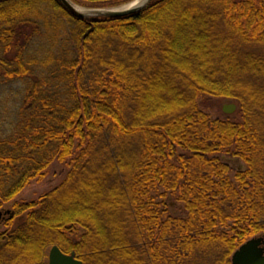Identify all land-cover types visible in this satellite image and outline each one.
Instances as JSON below:
<instances>
[{
    "label": "trees",
    "instance_id": "trees-1",
    "mask_svg": "<svg viewBox=\"0 0 264 264\" xmlns=\"http://www.w3.org/2000/svg\"><path fill=\"white\" fill-rule=\"evenodd\" d=\"M204 97L234 99L235 116L211 117ZM222 153L245 168L230 176ZM54 160L61 182L13 201ZM10 201L0 264H47L53 244L83 264H230L264 235V0H153L114 18L0 0V209Z\"/></svg>",
    "mask_w": 264,
    "mask_h": 264
},
{
    "label": "water",
    "instance_id": "water-1",
    "mask_svg": "<svg viewBox=\"0 0 264 264\" xmlns=\"http://www.w3.org/2000/svg\"><path fill=\"white\" fill-rule=\"evenodd\" d=\"M57 1L76 18H114L138 12L153 0H129L109 7L81 6L72 0ZM235 108V104H229L224 105L222 110L231 113ZM7 213L8 211H0V221ZM230 261L231 264H264V235L251 237L241 243L231 254ZM47 264H83V262L76 257L74 251L66 253L53 244L48 250Z\"/></svg>",
    "mask_w": 264,
    "mask_h": 264
},
{
    "label": "rangeland",
    "instance_id": "rangeland-1",
    "mask_svg": "<svg viewBox=\"0 0 264 264\" xmlns=\"http://www.w3.org/2000/svg\"><path fill=\"white\" fill-rule=\"evenodd\" d=\"M79 3V2H78ZM80 5V4H79ZM84 6L85 4H81V6ZM118 5V4H115ZM88 7H93L89 5H85ZM109 7L114 5H99L94 7ZM67 30V28H66ZM19 87L18 84L14 83L12 85V89H17ZM201 102V108L204 109L211 117H230L232 118L235 116V110L231 113H225L222 110V107L224 105L229 104H235L236 101L232 98H222V97H204L200 100ZM219 158L221 161L225 164H227L230 167V176H232L235 171L243 170L245 168V163L237 156L231 155V154H219ZM44 175L41 179H33L29 182L27 186H25L20 193L14 198L13 201H19V202H28L37 200L41 195L46 193L47 191L51 190L53 187L58 185L63 177L65 176L67 172V167L64 164V162H59L57 160L52 161L49 166L45 169ZM13 201H10L6 203L0 211L5 212L8 209L11 208V203ZM166 206L167 211L172 216H184L185 210L183 207V204L175 200L171 195H168L166 198ZM6 214L2 217L0 221V231H4L7 227L4 225V221L6 220ZM20 221V218H16L13 222L12 227H15L17 223ZM48 250L46 251V254L48 256ZM68 253V252H66ZM76 257H78L76 255ZM231 257V256H230ZM47 261V259H46ZM231 264V261H230Z\"/></svg>",
    "mask_w": 264,
    "mask_h": 264
},
{
    "label": "flooded vegetation",
    "instance_id": "flooded-vegetation-1",
    "mask_svg": "<svg viewBox=\"0 0 264 264\" xmlns=\"http://www.w3.org/2000/svg\"><path fill=\"white\" fill-rule=\"evenodd\" d=\"M109 3H101V4H95V5H108ZM90 5V4H87ZM83 6V5H82ZM85 6V5H84ZM88 7V6H87ZM94 7V6H93Z\"/></svg>",
    "mask_w": 264,
    "mask_h": 264
}]
</instances>
